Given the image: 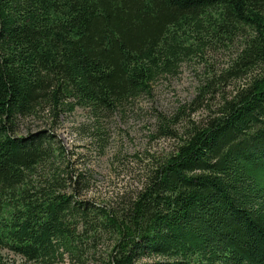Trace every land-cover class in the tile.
I'll return each mask as SVG.
<instances>
[{
	"label": "trees",
	"instance_id": "16d2710c",
	"mask_svg": "<svg viewBox=\"0 0 264 264\" xmlns=\"http://www.w3.org/2000/svg\"><path fill=\"white\" fill-rule=\"evenodd\" d=\"M238 39L227 74L247 82L116 208L77 197L54 134L18 135L41 113L123 111ZM105 239L104 264H264V0H0V264H88Z\"/></svg>",
	"mask_w": 264,
	"mask_h": 264
},
{
	"label": "rangeland",
	"instance_id": "374dc122",
	"mask_svg": "<svg viewBox=\"0 0 264 264\" xmlns=\"http://www.w3.org/2000/svg\"><path fill=\"white\" fill-rule=\"evenodd\" d=\"M241 45L238 39L190 55L176 75L159 78L149 94L123 111L97 119L78 108L57 121L41 113L21 121L18 135L41 130L54 134L66 150L63 162L57 164L69 166V174L83 175L76 185L77 197L108 210L116 208L118 193L130 198L139 191L159 160L176 150L186 130L214 116L224 98H231L247 82L227 74ZM111 246L110 240H103L89 255L88 264H104ZM2 253L17 264H37Z\"/></svg>",
	"mask_w": 264,
	"mask_h": 264
}]
</instances>
